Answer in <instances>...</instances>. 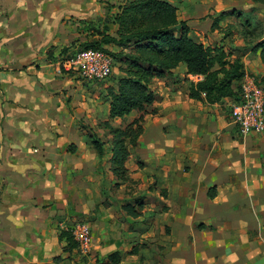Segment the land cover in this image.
Instances as JSON below:
<instances>
[{
  "label": "crops",
  "instance_id": "obj_1",
  "mask_svg": "<svg viewBox=\"0 0 264 264\" xmlns=\"http://www.w3.org/2000/svg\"><path fill=\"white\" fill-rule=\"evenodd\" d=\"M109 1L115 5L124 0ZM166 1L177 8L196 42L222 48L228 61L241 58L246 73L249 67L257 77L264 70V64L248 59L254 49L244 55V38L234 40L221 33L231 23L222 16L225 11L214 12L213 3L205 0ZM112 26L114 32L108 33L116 37L111 22ZM81 40L88 43L92 38ZM59 42L56 38L52 45ZM114 46L118 47L107 44L105 48L115 52ZM33 69L38 93L26 101L29 112L18 109L0 117V235L8 236L0 240V256L13 242L10 236H27L39 228V216L51 223L55 215L74 214V209L60 207L75 204V189L80 185L83 202L101 201L106 195L101 161L107 158L109 163L103 165L108 164L109 170L112 166V135L103 140L105 154L99 158L89 132H81L79 126L109 120L111 101L106 91L111 82H85L60 71L58 62L45 61ZM197 76L180 64L157 80L153 87L157 99L146 114L134 110L124 119L111 121L120 127L122 121L144 114V132L130 148L127 168L142 187H152L144 200L155 201L150 210L161 209L149 235L154 237L151 241L159 236L153 247L159 251L160 245L162 251H153L155 260L150 264H264V133L244 137L238 132L231 108L239 94L213 104L192 98L191 88L203 80ZM240 84L235 81L233 87ZM94 132L102 133L100 137L106 133L102 128ZM137 163L139 172L132 174ZM116 236L122 239L120 233ZM107 241L116 248L110 236ZM16 243L21 244L19 239Z\"/></svg>",
  "mask_w": 264,
  "mask_h": 264
},
{
  "label": "rangeland",
  "instance_id": "obj_2",
  "mask_svg": "<svg viewBox=\"0 0 264 264\" xmlns=\"http://www.w3.org/2000/svg\"><path fill=\"white\" fill-rule=\"evenodd\" d=\"M204 2L213 3L214 12L217 10L228 12L225 15L230 18L231 23L224 25L225 27H222L224 31L221 33L225 34V38H234V40L244 38L247 43L244 55L247 53L249 55V51L256 48L257 43L264 39V1L205 0ZM118 3L119 1L114 5L109 0H0V117L18 109L25 113L29 112L26 101L31 95L38 93L34 91L35 82L32 81L34 75L31 72L34 71V67L39 69L45 61L57 63L60 60V55L56 56V53H59L56 52L57 50L66 54L69 50L90 44L83 43L82 38L95 40L102 31L114 32V27H111L112 14L117 9ZM234 12H238L239 16L233 15ZM208 16L210 15H206ZM198 32L202 37L205 36L201 31ZM56 38H59L60 42L53 46V40ZM113 50L115 51L113 73L103 81V83L111 82L106 91L109 101H111L109 90L117 89L115 82L120 79L117 80L121 73L120 61L118 57L116 58V53L120 52L118 51L120 49L114 46ZM258 51V49L252 51L248 59L252 64L256 62L261 66L264 64V54ZM240 60L242 61L241 58ZM247 72L255 73L249 67ZM262 73L264 70L258 71L259 80L262 79ZM158 79L154 80L152 91ZM262 83L264 86V81ZM146 113L147 111L144 114ZM133 121H122L120 127L125 128ZM99 123L94 122L90 125L82 123L79 125L80 131H89V127L95 130ZM84 126L86 129H82ZM103 130L106 133L101 139L107 140L111 134L108 130ZM101 134L99 133L100 136ZM89 140L94 147L93 140L90 137ZM103 162L109 163V161L106 158L100 165L106 188V195L101 201L83 202L80 192H84V188L80 185L75 189V194H78L75 204H64L65 207H60L63 210L74 209V214L55 215L51 223L45 217L39 216L37 224L39 228H35L33 233L27 236H10L9 240L13 242L3 251L4 256L1 254L0 264H12V262L13 264H105L106 257L119 249L125 253V259L121 264H150L154 258L151 256L153 251L159 254L162 251L160 245H158L159 251L156 250V246L153 247L159 242V236H156L158 237L156 241H151L154 237L149 235L153 227V218L161 211V209L150 210L149 207L154 204V200L144 201L150 196L149 191L152 187H142L140 180L132 179L131 169H128V181L118 183L111 168L107 169L108 164L103 165ZM138 166L141 167V164L137 163L132 174L139 172ZM111 198H115L116 203L111 202ZM129 205L141 212L140 218L135 220L128 214L125 207ZM111 206L113 208L109 211ZM78 221H86L92 228L94 244L89 254H83L79 247L74 245L72 227ZM117 233L122 236L121 240L116 238ZM109 236L111 241L116 242L114 249L107 241ZM6 237L8 238L0 235V240ZM17 239L22 245H17ZM69 242L72 244L68 245Z\"/></svg>",
  "mask_w": 264,
  "mask_h": 264
},
{
  "label": "trees",
  "instance_id": "obj_3",
  "mask_svg": "<svg viewBox=\"0 0 264 264\" xmlns=\"http://www.w3.org/2000/svg\"><path fill=\"white\" fill-rule=\"evenodd\" d=\"M225 13L228 12H223L222 16ZM112 23L116 25V37L111 36L108 31H102L99 39L89 41L90 44L83 48L107 50V44L122 48L116 53V58L121 62L123 75L117 89L109 90V120L100 122L98 128L106 129L112 135L111 170L118 183H123L129 179L127 162L130 148L137 145L144 132V114L125 128L115 127L111 121L122 119L134 110L145 113L157 99L152 91L156 78L164 77L184 63L189 74L203 76V80L191 88L190 96L213 104L224 97L240 96L241 84L237 88L233 86L235 81L243 79L246 71L240 59L226 60L222 48L205 47L192 39L189 25L179 19L177 8L166 0H124L112 14ZM257 49H262L264 54V42L257 44L254 50ZM107 51L115 58L113 52ZM69 52L71 50L66 54L61 52L60 59ZM217 65L218 69L215 68ZM238 99L239 97L236 101ZM88 132L98 157L102 158L105 154V142L92 127H89ZM209 196L213 198L214 194L210 193ZM126 209L133 218L141 215L133 206H126ZM72 239L78 247L74 237ZM70 244L72 242L68 245ZM106 259L105 264H121L125 253L114 251Z\"/></svg>",
  "mask_w": 264,
  "mask_h": 264
},
{
  "label": "built area",
  "instance_id": "obj_4",
  "mask_svg": "<svg viewBox=\"0 0 264 264\" xmlns=\"http://www.w3.org/2000/svg\"><path fill=\"white\" fill-rule=\"evenodd\" d=\"M59 70L73 73L85 82H103L114 69L115 58L104 49L81 48L69 52L58 61ZM197 78L203 79L198 75ZM232 119L242 136L264 133V86L255 75L246 73L241 80L239 99L232 105ZM73 237L83 254L93 249V232L86 221H78L73 227Z\"/></svg>",
  "mask_w": 264,
  "mask_h": 264
}]
</instances>
